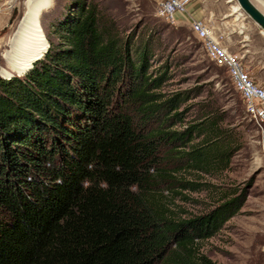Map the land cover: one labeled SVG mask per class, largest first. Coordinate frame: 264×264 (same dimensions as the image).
<instances>
[{
    "label": "trees",
    "instance_id": "obj_1",
    "mask_svg": "<svg viewBox=\"0 0 264 264\" xmlns=\"http://www.w3.org/2000/svg\"><path fill=\"white\" fill-rule=\"evenodd\" d=\"M75 5L27 72L0 77V264H215L199 242L242 202L176 218L163 188L200 184L177 180L162 150L199 172L228 166L218 117L170 129L186 99L157 91L165 66L152 77L147 44L132 48L94 4Z\"/></svg>",
    "mask_w": 264,
    "mask_h": 264
},
{
    "label": "rangeland",
    "instance_id": "obj_2",
    "mask_svg": "<svg viewBox=\"0 0 264 264\" xmlns=\"http://www.w3.org/2000/svg\"><path fill=\"white\" fill-rule=\"evenodd\" d=\"M26 1L0 0V77L11 78L30 69L12 71L4 57L10 38L27 13ZM75 1L51 0L41 10L39 24L46 38L45 50L48 36L57 40V22L75 11ZM158 1L86 0L96 6L100 24L109 27L121 41L128 40L132 48L147 44V67L152 77L165 66L169 78L157 91L165 98L177 92L185 96L179 107L181 121L170 129L181 131L207 115L218 117L220 140L229 148V165L210 172L195 171L186 167L177 153L168 152L171 147L167 146L162 150V166L174 170L177 180L194 181L200 186L196 191L180 188L179 184L163 188V203L173 216L187 219L211 210L222 200L239 197L242 206L238 214L216 235L199 242V253L215 264H264V131L247 115L226 69L207 58L190 29V20L179 16L174 22H166L159 18ZM234 4L230 0H204L198 9L203 18L230 32L229 50L243 55L244 68L264 85V35L249 18L237 20L229 15ZM6 70L11 73L6 75Z\"/></svg>",
    "mask_w": 264,
    "mask_h": 264
},
{
    "label": "built area",
    "instance_id": "obj_3",
    "mask_svg": "<svg viewBox=\"0 0 264 264\" xmlns=\"http://www.w3.org/2000/svg\"><path fill=\"white\" fill-rule=\"evenodd\" d=\"M190 0H159L156 14L166 22H174L183 14ZM190 29L200 41L209 60L226 69L234 89L240 94L247 115L264 131V85L257 83L244 68L243 55L227 46L230 35L225 28L206 18L190 21Z\"/></svg>",
    "mask_w": 264,
    "mask_h": 264
},
{
    "label": "bare ground",
    "instance_id": "obj_4",
    "mask_svg": "<svg viewBox=\"0 0 264 264\" xmlns=\"http://www.w3.org/2000/svg\"><path fill=\"white\" fill-rule=\"evenodd\" d=\"M51 0H27L26 15L20 22L19 28L10 38V48L6 51L5 58L11 68L23 72L28 70L34 63V60L41 57L46 48V38L42 27L39 24L40 12ZM235 4L231 6V14L236 19L244 17L245 14L239 8L236 0ZM255 5L264 13V0H252ZM259 4V5H258ZM261 5V6H260ZM262 34L264 33L261 31ZM4 73H11L9 70Z\"/></svg>",
    "mask_w": 264,
    "mask_h": 264
},
{
    "label": "water",
    "instance_id": "obj_5",
    "mask_svg": "<svg viewBox=\"0 0 264 264\" xmlns=\"http://www.w3.org/2000/svg\"><path fill=\"white\" fill-rule=\"evenodd\" d=\"M236 2L238 3L242 12L245 14L244 18L247 17L252 20L260 28V30L264 32V13L255 5V3L252 0H236ZM41 57L37 58L36 60L40 59ZM36 60H34V62Z\"/></svg>",
    "mask_w": 264,
    "mask_h": 264
},
{
    "label": "crops",
    "instance_id": "obj_6",
    "mask_svg": "<svg viewBox=\"0 0 264 264\" xmlns=\"http://www.w3.org/2000/svg\"><path fill=\"white\" fill-rule=\"evenodd\" d=\"M204 0H193L188 6L186 11L183 14H179V16H183L184 18H186L187 20H194V19H200L203 18L202 13L200 12L199 6L203 3ZM229 15H233L230 14ZM264 35V33H263Z\"/></svg>",
    "mask_w": 264,
    "mask_h": 264
}]
</instances>
